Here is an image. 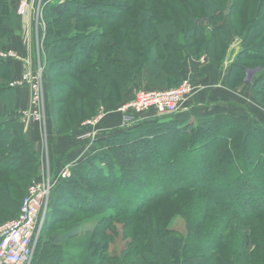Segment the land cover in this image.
<instances>
[{
	"label": "trees",
	"instance_id": "trees-1",
	"mask_svg": "<svg viewBox=\"0 0 264 264\" xmlns=\"http://www.w3.org/2000/svg\"><path fill=\"white\" fill-rule=\"evenodd\" d=\"M193 1L203 20L208 22L209 28L189 13L184 21L175 16L178 20L175 23L184 28L181 30L171 20L164 18L160 10L156 14L151 11L137 12L132 10V6L124 9L107 1L95 3L92 0H60L46 4L43 7L45 33L42 41L49 74L53 65L59 64L55 59L58 54H61L60 68L63 76L66 75L62 69L66 67L64 63L73 67L70 72L67 71L72 82H61V107L54 96L59 92L56 91V86L51 90L52 83L47 73L49 110L46 120L53 125L56 133L61 136L69 134L89 119L90 114L94 117L100 107L107 112L118 108L123 92L143 69L149 71V80L158 88L156 90L173 88L183 79L182 66L187 59L206 55L209 63H219L223 61L229 44L235 39H239L240 51L228 68L226 86L236 88L243 82L244 69L247 68L244 63L258 62L260 70L255 74L251 92L256 102L264 106L259 100V95L264 93V0H258L254 19L250 26L248 22H244L245 29L240 32H237L231 22L232 16L237 14L238 18L239 14L234 11L231 14L233 4L225 10L215 0ZM14 3V0H0L1 47L7 46L15 32L17 17L12 10ZM183 6H186L185 2ZM105 8L110 11L106 13ZM116 10L119 13L115 14ZM114 26H122L120 36L114 33ZM124 32L133 37L134 46L127 40L120 39ZM60 46L63 48L58 50ZM217 50L222 52L221 57ZM10 67L9 63L0 62V103L3 102V90L10 92L17 88L8 86ZM3 80L6 86H2ZM75 92L78 95L73 97ZM83 109L86 111L82 112ZM20 118L10 108L0 111V224L18 215L27 192L28 187H25L36 178V144L26 138ZM227 118L234 119L229 114L197 115L192 123H182L171 120L170 117H159L142 119L129 128L116 127L111 131L105 130L101 123L103 132L93 143L97 151L85 155L73 164L70 176L58 179L51 190L34 250L37 264H99L100 260L104 261L103 264H130V261L127 263L129 256L132 264H204L205 259H200L195 254L184 257V253L187 247L195 251L193 253L203 251L204 240L208 241L211 234L217 233V227L200 236L193 235L188 245V241L174 235L163 225L168 213L162 215L161 208L156 205L163 197L173 196L178 192L207 191L212 195L209 199H195L197 217L202 218L217 208L214 196L217 197L219 185L237 184L246 176L252 179L250 193L241 191L240 197L250 199L254 209L252 214L259 218L255 224L264 226V126L257 125L253 119L223 124V120ZM194 133L198 134V139L192 144L187 143ZM222 133H227L231 138H240L235 146L223 150L224 156L216 155L215 159L218 157L221 160L218 168L216 161L211 166L212 171L206 173V168L194 165L192 159L187 164L176 165V161L190 155L192 158V154L199 148L202 150L215 141L217 143L211 148L219 153L220 141L227 139L221 137ZM204 137L209 141H203ZM184 140L188 144L186 147L181 145ZM198 141L201 143L196 144ZM238 147L241 148L239 158L254 165L249 172H242V176L226 174L224 171L229 169V165L224 159L233 153L232 148L239 153ZM184 149L186 151L182 152ZM188 150L194 151L191 154ZM9 176L22 184L26 183L24 189ZM219 179L222 182L220 184ZM113 181L119 183L116 190ZM257 182L261 184L260 189L256 186L259 185ZM228 191L231 194V190ZM124 195L127 196L126 204L112 203L114 197L119 201V197L123 199ZM66 199L70 203L67 204ZM17 201H21L19 210ZM227 201L228 213L236 217L233 209L240 206L239 199L232 197ZM64 207L67 210L63 211ZM116 207L122 209L107 214ZM68 208L75 211L78 209L79 213L85 212L83 214L93 218L74 227L62 228L54 237L47 236L45 233L49 228V220L61 223L71 219ZM150 210L155 218L162 217L158 222L163 225L160 226L162 229L154 230L147 224L148 218L144 214ZM12 215L16 216L4 220ZM125 218L129 221L122 224L121 232L131 249L124 248L119 256H107L116 230L113 225L122 223ZM243 230L246 237L244 248L248 252L255 244L250 232H254L256 228L245 223ZM86 235L93 236V243L84 252L76 253L65 249L70 241ZM228 242L220 241L218 245L225 243V247ZM210 247L217 250V240Z\"/></svg>",
	"mask_w": 264,
	"mask_h": 264
},
{
	"label": "rangeland",
	"instance_id": "rangeland-1",
	"mask_svg": "<svg viewBox=\"0 0 264 264\" xmlns=\"http://www.w3.org/2000/svg\"><path fill=\"white\" fill-rule=\"evenodd\" d=\"M19 1L20 0H14L15 3L13 5L12 10L14 14L16 15L17 20H20L24 24V27L26 29L25 21L17 13V5ZM59 1L60 0H57L54 3H57ZM92 1H95V3L107 1L109 4L114 3L116 5H120L124 9H127L130 6H132V10L137 11V12H139L140 10L141 11H151L152 13L156 14V13H159L158 10H160L164 18L171 20L173 23L178 22L177 18L180 21L186 20L187 18L186 14L189 13L190 16H192L193 18H196V20H199V23L204 22L205 24L204 26H207L209 28L208 22L206 20H203V17L197 10V6L194 4L193 0H92ZM215 1H217V3H219L220 5L224 6L225 10L228 9L229 6L233 4L231 14L233 11L236 13L239 12L238 18H237V14L232 16L231 18V22L233 26L236 27L237 32H240L242 31V29L243 30L245 29L246 22H248L250 26V22L254 19L253 17H254L255 9L258 3V0H235V1L234 0H215ZM184 2L186 6H183ZM185 7H188V8H185ZM186 9H189V10H186ZM119 10L118 11L116 10L117 12H115V14L119 13ZM104 11L108 13L110 10L109 8H105ZM244 18H246V21H243ZM44 23H45V19H44ZM175 25L177 28L181 30L184 29L183 27H181V24L177 25L175 23ZM114 27H115L113 30L115 31L114 33L117 34V36H120L121 35L120 30L122 26L121 27L114 26ZM34 29H35V26L34 24H32L30 26V31H33ZM44 33H45V29H44ZM24 36H25V32H24ZM34 36H35L34 39L31 36L29 38V49H30V56H31V58H29V61L31 63V67L35 68L38 64H40L41 67L43 68V89H44V96H45V114L47 115V112L49 110V94H48L49 89H48L47 73H48L49 80L52 83L51 90L52 88L56 86V91L59 92V94H55L54 96H55L56 101L57 100L59 101L58 106L61 107L60 105L61 103V82L63 80L67 81V83L69 84L72 82L71 78H69L67 75V71L70 72L73 67H71V64L69 63H64L66 64L65 65L66 67L62 69L65 70L66 75L63 76V74H61V68H60L61 67V54H58L57 57H55V59L56 61H59V64L56 63L55 65H53V67L51 68L52 72L49 74L50 69H49V66L46 65L47 61H46V56L44 52L42 36L41 35L39 36V40H37L36 38V32ZM24 39L26 40L25 37ZM120 39L127 40L128 42L131 43L132 46H134L133 37L130 35V33L127 34L124 32L122 38ZM238 40L239 39H235L232 43L229 44L228 50L225 53V56L223 57V61L219 62L221 64L210 63V65L217 64L220 66V67L217 66V70L219 69L221 77H222L221 81L223 82L220 84L221 86L224 84L225 87H227L226 86L227 72L232 62L229 59L231 56L235 54V52L238 53L240 51ZM235 45H237L238 47L235 48L236 47ZM61 48L63 47L60 46L58 50H61ZM191 51L195 53L194 49H191ZM217 51H218L217 54L221 57L222 52L220 50H217ZM4 54L6 55V57H4L5 56ZM12 55H14L15 58L10 57ZM202 58L205 59L204 63L205 62L209 63L206 55L200 56V58H197V59L194 57V59L198 61H200V59ZM17 61H18L17 54L13 51H9V49H7L6 46L1 47V41H0V62H4L7 64L9 63L11 66L10 73H9L10 80L9 82L7 81L9 87H15L16 85L11 86V84H15L16 82H18L20 80V77L22 76L23 73H25V70H26L25 69L26 64L24 62H23L24 66L22 67L20 66L21 68L18 69L17 68L18 64H16ZM74 64L77 65V63H74ZM244 64H246L247 68L244 69L245 75L243 78V82L240 85H238L236 88H230L229 90H235L239 87H242L243 89H239L238 91L233 93L231 96L218 95L217 100L220 101V104L217 105V109H221V110L226 109L222 104L226 105L228 109L229 108L232 109L231 111L228 112V114L230 117H234V119L233 118L224 119L223 124L228 125L230 123H235L238 120L246 122V121H251V119H253L257 125L264 126V106L256 102L255 97L253 93L251 92V87L255 80V74L260 70V67H259L260 64L256 61L248 62ZM20 73H21L20 77L19 76L17 77V75ZM182 78L184 79L186 77L182 76ZM4 85H5V82L3 80L2 86ZM4 91L5 90H3V92L1 93L2 98H3L2 100L6 106V109L7 108L9 109V107L7 106L9 103L11 104L12 102L11 100L15 99V96H13V90L10 92H7V91L4 92ZM73 95H74L73 97H76L78 93L75 92ZM259 100L262 103H264V93H262V95H259ZM123 101L124 100L121 101V104ZM84 111L86 110L83 109L82 112ZM22 112L19 113L20 116ZM92 115L93 114H90L89 117L90 118L93 117ZM20 121H21V118H20ZM47 121L48 120L44 121L45 122L44 124H40L39 128L37 129L38 139H36L37 141L35 142L36 144L35 153L37 155L38 161H37V165L35 166V175L37 178L38 176H40L42 171H48V174L50 175V177H53L54 179V177L56 176V174L61 168L60 166L62 165L60 164L61 163V153H60L61 150L59 151V153L58 152L55 153L54 151L55 144L57 145L59 143L61 145V142H60L61 134H57L53 125L50 122L49 124ZM180 122L186 123V120L180 121ZM32 123H35V122H32ZM58 125H61V123H58ZM27 131H24V133L26 135V138H28V140L31 141L30 136H27V134L29 133V131L28 133ZM217 136H218V133H217ZM221 137L227 138V139L226 140L224 139L226 142L222 140L220 141L219 148L221 149V151L219 153H217L211 148V146L214 143H217V141L215 142L210 141L212 142V144L206 145L207 147H205L202 150H199L200 148L198 149L200 151V154L198 150L195 151L193 154L192 152L194 150L193 151L188 150L193 155L192 158L190 155L188 158H183L180 161H176V165L180 163L187 164L192 159V162L194 163V165H200L201 167L204 166L206 168V171H205L206 173H209L212 171L211 166H213L216 161H217V168H218L221 160H218V157L217 159H215L216 155L221 154L222 156H224L223 150L230 149V147H232L233 145L235 146V144H237L238 142V139L240 138L239 136H237V138H231L227 135V133L225 134L222 133ZM197 139H198V134L194 133V136L191 135L187 143L192 144V142L196 141ZM203 141H209V140L208 138L204 137ZM185 143L186 142L184 140L181 143V145L186 147L188 144H185ZM198 143H201V142L198 141L196 144ZM259 143L260 142L258 141V144ZM95 151H97L96 145L86 142L85 146H83V150L81 154L85 156L89 154L90 152L93 153ZM184 151L186 150L184 149L182 152ZM232 151L233 153L230 154L228 158L224 159V162H226L229 165L228 166L229 169L225 170L224 172L226 174H235V175L237 174V176L244 175L242 172H245V171L249 172L252 169L254 164L250 163L249 161L245 162L244 160L239 158L241 148L238 147L239 153L235 150V148H232ZM57 153L59 155H57ZM72 158L75 159L77 157H72ZM158 159L160 160V156ZM78 161H80V158L79 159L77 158V160H75L74 163H77ZM70 162H67V163H70ZM234 166L235 168L233 169ZM9 177L11 180L18 183L20 188L24 189V186L26 183L22 184L21 182L17 181L13 176H9ZM112 183L115 186V190H116L119 183L116 181H113ZM220 183L222 182L219 179V184ZM251 184H252V179L246 176V177L241 178L237 184L224 183L223 185H219L217 187V197L214 196V198L217 201V208L214 209L212 212H209L207 215H203L202 218L197 217L198 211H197L195 199H198V200L209 199L212 195H210L207 191H203L202 193L197 192V191H194L192 193L178 192L174 194L173 196H166L160 199V201L158 200L159 202L156 206H159V209L161 208L162 215L165 213H168L167 215H165L167 220L166 222H163V225H166L170 229L171 233H173L174 235L180 236L185 241H188V245H190V241L193 235L197 237V235L200 236L204 232L206 233L210 229L217 227V233L211 234L210 235L211 237L209 238L208 241L207 239L204 240L205 244L202 245L203 251H198L196 253H193L195 251H191L189 250V247H187L184 253V257L193 256L195 254L194 256H197L200 259H205L204 264H264V229H261V227H264V226H261L260 224L258 225L255 224V221H257L259 218L257 216L254 217L252 214V210L254 209H253L251 202H249L250 199H246L245 197H240L241 191L244 193L246 192L250 193ZM256 186L259 189L261 188V184L256 185ZM0 187H1V183H0ZM27 187L28 185H26L25 189ZM227 189L231 190V194ZM232 197L234 199H239L238 202L240 203L239 207H236L235 209H233L234 214L237 215L236 217L232 215L230 212L229 214L228 209H227L228 207L227 200L228 199L231 200ZM126 199H127L126 195L123 196V199L119 197V201H118V198L114 197L112 203L114 205H119L123 203L126 204ZM66 200H68L67 204L70 203L69 199H66ZM17 202H18L17 210H19V204L21 201H17ZM57 209L61 212V208L58 207ZM62 209L63 211L67 210V208L65 207ZM121 209H122L121 207H116L114 208V210H111L107 214L115 213V211H119ZM68 211L71 213V216H72L69 221L61 222V223H56L55 221L49 222L50 220L48 221L49 228L45 233L47 236L54 237L56 236L57 232L62 228L74 227L81 222L85 223L93 218V216L91 215L83 214L85 212L79 213L78 209H76L75 211L72 208H68ZM151 213L153 212L150 210V212L146 211L144 214V216L148 218L147 224H149V226H151V228L154 230L162 229L161 227H163V225H160L158 223L159 221L162 220V217L155 218L156 216H154L153 214L151 215ZM101 215H104V213ZM15 216L16 215L6 217L4 220H7ZM54 216H56L55 213H54ZM262 220L264 221V217L262 218ZM128 221L129 219L125 218L122 220V223L117 222L113 225L115 226L113 228L116 230H115V234H113L114 238L111 240L110 249L107 252V256H113V255L119 256L120 252L124 248L128 250L131 249V246L128 245V240L123 239L122 232H121L122 224ZM1 222L2 221H0V223ZM245 223H249L251 224V227L256 228L254 232H250L252 241L255 244L248 252L244 248L246 237L244 235L245 232L243 230V227ZM92 237L93 236L91 235H86L83 238H76L74 241L73 240L70 241L65 249L68 248L70 250L75 251L76 253L78 252L81 253L82 251L84 252L85 249H87L89 245L93 243ZM91 239H92V242H91ZM216 240H217V250L214 249L213 247H210V245L212 246L214 242H216ZM224 240L229 241L225 247L223 245H225L226 242L218 245L220 241L223 242ZM129 261H130V264L133 263L131 260V256H129L127 263H129ZM99 262H100L99 264H103L104 261L100 260ZM72 263L78 264V262H72Z\"/></svg>",
	"mask_w": 264,
	"mask_h": 264
},
{
	"label": "built area",
	"instance_id": "built-area-1",
	"mask_svg": "<svg viewBox=\"0 0 264 264\" xmlns=\"http://www.w3.org/2000/svg\"><path fill=\"white\" fill-rule=\"evenodd\" d=\"M56 1H19L17 13L26 23L25 38L28 45L32 24L35 26L37 40H39L40 35L44 36L43 7ZM10 57L15 58L14 55ZM200 60L201 62L205 61L204 58ZM25 64V73L22 74L18 82L11 84V86L25 87L28 91V109L21 114L23 129L27 131L32 122L39 125L44 124L46 114L43 68L40 64L35 68L31 67L29 59L25 61ZM195 90L196 88L189 77L184 78L178 86L173 88L139 90L130 101L121 104L111 112L100 107L94 117L82 123L87 130L79 138L87 143H94L98 135L103 132L100 124L106 116L113 113H119L123 116V125L126 127L132 126L142 119L170 117L185 113L189 110L188 103L194 96ZM73 164L65 163L58 171L55 179L50 177L48 171H42L40 176L28 186L18 215L14 219L0 224V264H28L30 262L43 225L52 187L58 179H66L70 176V167Z\"/></svg>",
	"mask_w": 264,
	"mask_h": 264
},
{
	"label": "crops",
	"instance_id": "crops-1",
	"mask_svg": "<svg viewBox=\"0 0 264 264\" xmlns=\"http://www.w3.org/2000/svg\"><path fill=\"white\" fill-rule=\"evenodd\" d=\"M24 24L17 20L16 28L14 34L8 41L6 46L9 51H13L17 54L18 61L16 62L17 68L20 69L23 65V62L29 58L30 56V49L29 45L26 43L24 39V32H25ZM35 29L31 31V37L35 38ZM237 48L238 46L235 45ZM237 51V50H236ZM230 57V61L234 60L235 55ZM221 64V63H219ZM21 66V67H20ZM217 66L219 65H210L207 62H201L194 59L189 58L185 61L182 66V76L189 77L192 81L193 86L196 88L194 96L190 99L188 106L189 110L185 113H180L174 116H170L171 120L174 121H185L186 123H192L195 120V116H205V115H212L216 116L217 114H228L229 111L232 109H228V107L222 104L226 109H217V105L220 104V101L217 100V96H231L233 93L238 91L239 89H243L239 87L235 90H229L230 88L225 87L223 84L220 85L223 81L219 69L217 70ZM226 66V64H225ZM220 67V66H219ZM21 73L17 75L20 77ZM224 76V75H223ZM158 89L150 80H149V71L147 69H143L142 72L137 74L131 85L123 92V99L122 104L130 101L135 93L139 90H156ZM13 96L15 99L11 100V104H8V107L12 112L20 113L28 108V91L25 87H17L13 90ZM6 109L4 102L0 103V111L3 112ZM169 118V117H168ZM103 128L105 130L111 131V129L117 128H129L131 126L126 127L123 125V116L119 113H115L114 115L108 116L104 122H102ZM38 123H31L30 127L27 131V136H30V140L32 142H36L38 139L37 129L39 128ZM87 130L82 124L75 128L72 132L67 135L61 136V145L58 143L55 144V153L61 150V163L64 165L67 162L74 163L77 158L81 160L84 157L82 153L83 146H85V140H81L79 136H81ZM93 144V143H92ZM57 146V147H56ZM92 146V145H90ZM91 150V149H90ZM57 153V155H59ZM91 153V152H90ZM89 153V154H90ZM77 157V158H72ZM75 164V163H74ZM37 243V242H36ZM35 243V247H36ZM34 247V250H35ZM34 251L32 258L28 264H37V259L34 257Z\"/></svg>",
	"mask_w": 264,
	"mask_h": 264
}]
</instances>
